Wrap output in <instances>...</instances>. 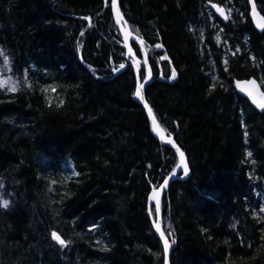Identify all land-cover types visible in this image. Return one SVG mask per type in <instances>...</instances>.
Listing matches in <instances>:
<instances>
[{"label":"trees","instance_id":"obj_1","mask_svg":"<svg viewBox=\"0 0 264 264\" xmlns=\"http://www.w3.org/2000/svg\"><path fill=\"white\" fill-rule=\"evenodd\" d=\"M112 3L0 0V45L30 82L0 87V199L9 202L0 207V264H164L149 198L181 157L154 135L135 95ZM120 6L149 49L146 98L192 170L161 200L171 263L264 264V112L234 85L256 76L264 86V31L249 0Z\"/></svg>","mask_w":264,"mask_h":264},{"label":"water","instance_id":"obj_2","mask_svg":"<svg viewBox=\"0 0 264 264\" xmlns=\"http://www.w3.org/2000/svg\"><path fill=\"white\" fill-rule=\"evenodd\" d=\"M209 5L214 10V12L218 17H220L223 20L228 18L229 11L226 6H223L217 2H210ZM249 6H250V17L253 25L258 31L263 32L264 13L260 10L256 0H249ZM218 9L223 10V15L221 14L220 11H218ZM112 11L115 21L118 25L119 31L122 34L124 45L127 49L126 56L127 58H130L128 64H132L136 69L137 88L139 87L140 84H144V88L141 90L143 99H140L137 96L136 97L143 105L149 117L152 131L160 141H162L165 145L175 149L181 157V162L178 168L173 173L168 175L158 188H154L152 190V192L150 193L149 205H148V214L152 220V225L154 227L157 236L160 238L163 244V249L165 254L164 264H172L171 254H172L173 245L170 238L167 236L164 230L162 210H161V200L164 192L167 190V188L170 186V184L173 181L177 179L186 180L190 178L192 170L186 152L182 149V147L178 144V142L174 139V137L172 136L167 137L165 136L164 132L163 133L160 132V129L162 130V128L159 125L158 119L153 111V108L151 107V105L149 104L146 98V89L147 86L153 81L154 72L151 67V63L149 59V49L147 48L144 39L132 31L128 19L121 10L120 0H115V6H113L112 3ZM81 18L91 21V19L87 17H81ZM118 20L119 23L117 22ZM132 41H136L142 46L143 58L137 55L136 50L133 47ZM81 60H82V56H81ZM168 60L170 61V58H168ZM143 63L146 65L148 71L147 78L144 81H142L140 77ZM252 81H255V83L254 84L251 83ZM234 85L239 94L246 97L250 101V103L254 107H256L259 111L264 112V108L258 106L264 104V86L262 85L259 78H257L256 76L235 78ZM181 153H183V156H181ZM185 165H187L188 168L187 175H185L183 170ZM153 204L156 205V209L157 208L159 209V211L157 212L158 219H155L152 214ZM54 233H56L62 240H64L65 243V238L59 231H54ZM52 239L58 244H61L58 240L53 238V235H52ZM166 241H167V248L165 247Z\"/></svg>","mask_w":264,"mask_h":264},{"label":"rangeland","instance_id":"obj_3","mask_svg":"<svg viewBox=\"0 0 264 264\" xmlns=\"http://www.w3.org/2000/svg\"><path fill=\"white\" fill-rule=\"evenodd\" d=\"M229 11L231 9L228 7ZM0 53H3L0 55V87L7 89L9 91L12 88L17 89L23 84L30 85L29 77H27L26 73H24L21 76H16L13 73V61L6 49H4L0 45ZM5 57H7V61H5Z\"/></svg>","mask_w":264,"mask_h":264},{"label":"snow or ice","instance_id":"obj_4","mask_svg":"<svg viewBox=\"0 0 264 264\" xmlns=\"http://www.w3.org/2000/svg\"><path fill=\"white\" fill-rule=\"evenodd\" d=\"M113 6H115V0H113ZM218 11L221 12V14L223 15V10L222 9H218ZM227 18V17H225ZM119 23V20L117 21ZM157 47H161V45H157ZM237 51H239V49H237ZM3 53H0V55H2ZM5 61H7V57H5ZM120 67H124V65H120ZM172 78H175V71L173 70V73H172ZM251 83H255V81H252ZM144 88V84H140L139 87L137 88V91L135 93V95L137 97H139L140 99H143V96H142V93H141V90ZM10 90H14V88L10 89ZM259 107L261 108H264V104L262 105H258ZM181 156H183V153H181ZM249 156H251V153H249ZM184 173L185 175H187V172H188V168H187V165L184 166ZM8 204L9 202L6 201V200H2L0 199V207H3V208H6L8 207ZM159 211V209L157 208V212ZM53 238L58 240L61 244L64 243V240H62L56 233H53ZM165 247L167 248V241L165 242Z\"/></svg>","mask_w":264,"mask_h":264},{"label":"bare ground","instance_id":"obj_5","mask_svg":"<svg viewBox=\"0 0 264 264\" xmlns=\"http://www.w3.org/2000/svg\"><path fill=\"white\" fill-rule=\"evenodd\" d=\"M160 132H162L163 133V131L160 129Z\"/></svg>","mask_w":264,"mask_h":264},{"label":"clouds","instance_id":"obj_6","mask_svg":"<svg viewBox=\"0 0 264 264\" xmlns=\"http://www.w3.org/2000/svg\"><path fill=\"white\" fill-rule=\"evenodd\" d=\"M7 201V200H6ZM7 208V207H6Z\"/></svg>","mask_w":264,"mask_h":264}]
</instances>
